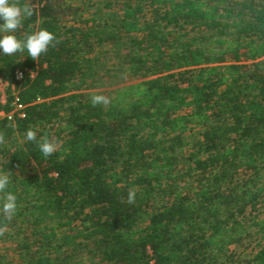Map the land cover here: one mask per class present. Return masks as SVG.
I'll return each mask as SVG.
<instances>
[{
    "label": "trees",
    "instance_id": "1",
    "mask_svg": "<svg viewBox=\"0 0 264 264\" xmlns=\"http://www.w3.org/2000/svg\"><path fill=\"white\" fill-rule=\"evenodd\" d=\"M13 2L37 11L18 36L60 42L39 61L0 57V84L25 106L0 118V171L18 197L0 242L23 264H61L75 245L91 264H264V219H248L264 197V0H120L101 21L74 0ZM106 75L138 81L93 106L84 90ZM14 99L0 91V111ZM29 128L55 130L57 151L44 158ZM251 236L248 255L229 253Z\"/></svg>",
    "mask_w": 264,
    "mask_h": 264
},
{
    "label": "clouds",
    "instance_id": "2",
    "mask_svg": "<svg viewBox=\"0 0 264 264\" xmlns=\"http://www.w3.org/2000/svg\"><path fill=\"white\" fill-rule=\"evenodd\" d=\"M36 15V9L27 4L21 5L13 0H0V57L26 53L25 57L39 61L42 55L47 54L50 48H54L60 42L53 32L44 28L31 31L26 35H17L24 21ZM109 103L110 99L105 95L94 94L91 97L93 106ZM23 139L26 142L35 143L44 158L52 156L58 149L56 141L47 135L38 138L37 131L32 128L26 130ZM10 183V175L0 171V194H3L0 197V213L7 220H11L18 211V197L8 190ZM136 195L134 190L129 191L128 203H134Z\"/></svg>",
    "mask_w": 264,
    "mask_h": 264
},
{
    "label": "rangeland",
    "instance_id": "3",
    "mask_svg": "<svg viewBox=\"0 0 264 264\" xmlns=\"http://www.w3.org/2000/svg\"><path fill=\"white\" fill-rule=\"evenodd\" d=\"M77 5H81L84 7L83 15L86 19H97V21H101L102 19L112 18L116 14L120 12V0H74ZM93 25V24H91ZM105 61L110 65L115 60L110 57L105 59ZM111 66V65H110ZM115 73V72H114ZM111 73L110 75L114 74ZM107 74V73H106ZM138 79L130 78L124 75H120L119 77H111L106 75L103 78L96 77L93 80L92 86L85 88V92H88L91 96L94 94H102L108 97L112 92H114L118 87L136 82ZM1 95L4 98V101H7L9 94H12V90L5 85L0 86ZM182 112H186L183 110ZM58 130V129H57ZM55 130L52 131V138L57 142L58 147L61 144V140L57 138L55 135ZM199 135V128L195 127L189 132V137L191 140L194 137ZM253 215H258V219H264V197L261 198L260 202L257 205V209L254 212L248 214L249 218ZM148 220L144 219L139 224L140 228H143L147 224ZM63 234V233H62ZM246 243H250V246L247 249L243 247H231L229 249V253H244V255H248L256 246L258 245V240L255 236H251L247 239ZM65 247L61 250L64 252ZM17 247L11 241H2L0 242V255H4L9 260H11V264H23L17 255ZM66 256L61 260V264H91L92 256L89 253V249L82 246H72L66 250ZM61 252V253H62Z\"/></svg>",
    "mask_w": 264,
    "mask_h": 264
},
{
    "label": "built area",
    "instance_id": "4",
    "mask_svg": "<svg viewBox=\"0 0 264 264\" xmlns=\"http://www.w3.org/2000/svg\"><path fill=\"white\" fill-rule=\"evenodd\" d=\"M26 72L31 73L33 75V71H31V70H28ZM26 72L23 70H17L16 79L22 80L24 78ZM2 85L8 86L12 90V92L14 91L15 99L12 102L13 109L8 113L5 112L4 110L0 111V118L1 117H7L8 119L13 120L16 113L19 116L24 117L25 116V112H24L25 106L20 103L19 98L17 97V93L15 91V89H16L15 84H10L8 82H1L0 86H2ZM2 99H3V102H6V101H4L3 96H2ZM39 101H41V100L39 99Z\"/></svg>",
    "mask_w": 264,
    "mask_h": 264
}]
</instances>
